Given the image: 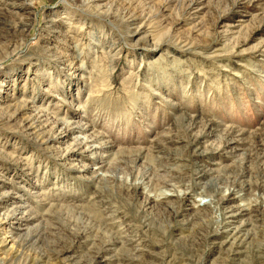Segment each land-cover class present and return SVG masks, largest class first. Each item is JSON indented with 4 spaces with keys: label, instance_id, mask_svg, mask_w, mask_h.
<instances>
[{
    "label": "rangeland",
    "instance_id": "rangeland-1",
    "mask_svg": "<svg viewBox=\"0 0 264 264\" xmlns=\"http://www.w3.org/2000/svg\"><path fill=\"white\" fill-rule=\"evenodd\" d=\"M90 4L0 0V264H264V0Z\"/></svg>",
    "mask_w": 264,
    "mask_h": 264
},
{
    "label": "bare ground",
    "instance_id": "bare-ground-1",
    "mask_svg": "<svg viewBox=\"0 0 264 264\" xmlns=\"http://www.w3.org/2000/svg\"><path fill=\"white\" fill-rule=\"evenodd\" d=\"M84 1L86 4L91 5L90 3L93 0H84ZM4 97H6V95L4 94L3 96H0L1 100L4 101L2 108H0V111L7 110L10 107H14L15 108L14 112L12 113L11 116H8L10 120H15L18 117L22 116L23 114L24 117L21 118L22 120L17 123L18 126L23 128L25 131L30 132L31 134L39 133L41 131V127L38 125V123L40 122L38 120L39 119L38 116L35 117L34 114L32 113H25V111L28 110V107L26 106H19V107L14 106L12 104L13 102L12 96L11 97L9 96V99L7 98L8 100L4 99ZM56 139L57 138L55 137H49L48 141L52 142V140H56ZM10 190L11 189H6L5 191L2 190L0 192V211H3L2 213H5V218H4L5 223L13 226L16 231H20L23 229L25 225V218L23 214L25 213L28 207L27 201L22 200L18 198L17 196H14L13 192ZM16 212L17 214H15ZM13 227H11V229H13ZM6 234L8 236H11L12 232L7 231ZM5 242H6V239H5Z\"/></svg>",
    "mask_w": 264,
    "mask_h": 264
}]
</instances>
